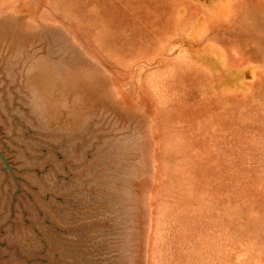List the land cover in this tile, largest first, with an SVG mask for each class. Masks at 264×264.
<instances>
[{"label":"rangeland","instance_id":"rangeland-1","mask_svg":"<svg viewBox=\"0 0 264 264\" xmlns=\"http://www.w3.org/2000/svg\"><path fill=\"white\" fill-rule=\"evenodd\" d=\"M0 264H264V0H0Z\"/></svg>","mask_w":264,"mask_h":264}]
</instances>
